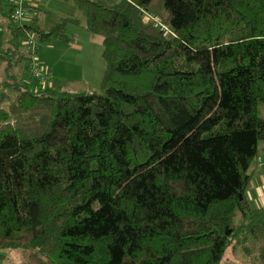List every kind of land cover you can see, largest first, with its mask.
<instances>
[{
	"label": "trees",
	"instance_id": "16d2710c",
	"mask_svg": "<svg viewBox=\"0 0 264 264\" xmlns=\"http://www.w3.org/2000/svg\"><path fill=\"white\" fill-rule=\"evenodd\" d=\"M61 1L82 20L45 30L0 0V59H23L29 34L69 45L82 21L105 64L99 92L0 79V250L33 264H223L231 249L264 264V208L246 198L264 142V0Z\"/></svg>",
	"mask_w": 264,
	"mask_h": 264
},
{
	"label": "rangeland",
	"instance_id": "374dc122",
	"mask_svg": "<svg viewBox=\"0 0 264 264\" xmlns=\"http://www.w3.org/2000/svg\"><path fill=\"white\" fill-rule=\"evenodd\" d=\"M32 4L33 8L29 7L25 10L26 17L23 20L37 18L39 27L46 30L55 25L60 18L82 20L81 14L73 5L64 3L61 0H34ZM27 16L29 17L27 18ZM0 20L6 21L1 14ZM74 34L81 36L83 50L73 53L65 49L60 51L57 45H60V43L57 42L50 43L54 45L53 49H46L44 48L45 45L37 44L36 37L33 34H29L17 43L18 53L24 56L23 59L20 62H16L15 59H9V63L8 61L2 63L0 77H4L3 68L4 70L11 69L18 79H22L23 83L28 85L27 72L31 64L33 66L36 65L35 67L38 66L37 68L42 71L43 75L48 74L46 81H40V79L32 80L33 82H37L35 80L44 82L46 89L71 93L99 92L105 69V64L101 57V38L85 31L82 21L79 26H68L67 35L73 37ZM60 46L65 45L61 44ZM33 52L36 53L33 54ZM30 88L35 91V85H30ZM3 108H7V104H4ZM225 257L227 261L225 260L223 264H250L249 257L231 249L227 250ZM0 264L33 263L31 259L24 258L20 250H0Z\"/></svg>",
	"mask_w": 264,
	"mask_h": 264
},
{
	"label": "crops",
	"instance_id": "0c3cea01",
	"mask_svg": "<svg viewBox=\"0 0 264 264\" xmlns=\"http://www.w3.org/2000/svg\"><path fill=\"white\" fill-rule=\"evenodd\" d=\"M106 1L109 2V3H114V2H116L118 0H106ZM32 2H34V0H28L25 3L26 8H28L29 6H33ZM28 17L29 16H27V18ZM33 19H37V18H33ZM32 20L26 19L24 21L26 22V25H27V24H30V22ZM37 21H38V19H37ZM38 24H39V22H38ZM6 26H7L6 21L3 22L2 20H0V55L1 56L4 55V54H6L8 52V41H9L10 36H9V33H8L7 29H6ZM73 38H74V42L71 43V44H69V45L60 46L61 44L60 45L57 44L58 47H59L58 49H60V51L62 49L70 50V51H72V53L73 52H80V51H82L83 50V42L81 40V36H79L77 34H74L73 35ZM44 48H46V49H53L54 48V45L53 44H47V45L44 46ZM9 59H15L16 62H20L22 60V59L20 61L17 60L16 59V56L15 57H9V58H7V60L6 59L5 60L0 59V67H1V64L2 63H5L7 61L9 63ZM34 60H35V57H34ZM30 62H32V61H30ZM7 70L9 71V73H11L12 75H14L18 79V77L15 74H13V72L11 71V69H5L4 70V68H3L4 77L6 75ZM49 72H50V70H49ZM4 77H2V78L0 77V79H3ZM28 77H27V79H28L27 80L28 81V85H26L27 87L30 88V85H32V84L35 85L34 90L36 92L37 91L38 92L39 91L41 92V90L43 91V90L46 89L45 88L46 85H44V82H38V80H35L37 82H33L32 80L34 78H32L29 75V73H28ZM19 80L23 83L22 79H19ZM263 167H264V142H262L259 145V154H258V157L254 161L253 165L251 166V169H250L251 179H250L249 186H248V188L246 190V198H247L250 206L253 209L264 208V170H263Z\"/></svg>",
	"mask_w": 264,
	"mask_h": 264
},
{
	"label": "built area",
	"instance_id": "2783aa9c",
	"mask_svg": "<svg viewBox=\"0 0 264 264\" xmlns=\"http://www.w3.org/2000/svg\"><path fill=\"white\" fill-rule=\"evenodd\" d=\"M12 5L16 6V8L14 9L13 12V17L15 18V20H21L24 16L23 11H22V7H21V2H19L18 0H11ZM149 22H151L153 20V18L149 15H146ZM29 74L31 77L36 78V79H40V81H46L48 79V74L43 75L42 71L31 65L29 66Z\"/></svg>",
	"mask_w": 264,
	"mask_h": 264
}]
</instances>
